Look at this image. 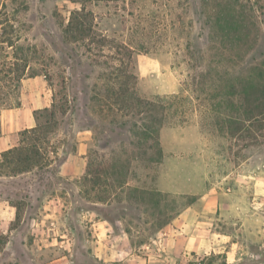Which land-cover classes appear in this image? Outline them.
<instances>
[{
  "label": "rangeland",
  "instance_id": "obj_1",
  "mask_svg": "<svg viewBox=\"0 0 264 264\" xmlns=\"http://www.w3.org/2000/svg\"><path fill=\"white\" fill-rule=\"evenodd\" d=\"M43 74L52 101L23 143L40 163L0 167V264H120L97 255L94 220L155 245L208 192L216 221L243 223L242 264H264V0H0V109ZM156 96L152 142L138 100Z\"/></svg>",
  "mask_w": 264,
  "mask_h": 264
},
{
  "label": "crops",
  "instance_id": "obj_2",
  "mask_svg": "<svg viewBox=\"0 0 264 264\" xmlns=\"http://www.w3.org/2000/svg\"><path fill=\"white\" fill-rule=\"evenodd\" d=\"M51 101L52 90L44 74L19 80L16 104L0 109V154L20 144V133L37 123L35 112L47 108ZM224 204L220 194H200L159 230L155 245L135 246L128 230L96 219L97 255L120 264H242L248 247L243 223L216 221ZM14 212L8 200L0 199V233Z\"/></svg>",
  "mask_w": 264,
  "mask_h": 264
},
{
  "label": "trees",
  "instance_id": "obj_3",
  "mask_svg": "<svg viewBox=\"0 0 264 264\" xmlns=\"http://www.w3.org/2000/svg\"><path fill=\"white\" fill-rule=\"evenodd\" d=\"M83 8L80 10H73L70 13L69 21L67 24L66 32L72 36L73 39H77V37H82L84 34L87 33V26L84 24V19L86 18V14L83 12ZM116 93L115 95H117ZM118 99V98H116ZM162 98L156 96L153 100H147L143 99L138 100L139 104H142L145 106V111L148 113L147 119L153 120L155 123H152V121H149V124H146V128L144 129V137L146 139H150L152 142H157L156 138L158 136V124H156V117H154L155 111L158 110H166L170 108V106L164 104L161 102ZM16 104V103H15ZM14 105V103H12ZM12 105H3L4 107H11ZM46 109V108H44ZM43 110V109H42ZM40 111V110H39ZM37 113V111L35 112ZM150 117H152L150 119ZM37 118V115H36ZM160 123V120H159ZM39 127L38 123L31 129L23 130L20 133V144L18 146L9 148L0 154V167H3L6 165V167H13L12 169L16 171H25L29 170L35 165H38L40 163L41 155L38 152V149L34 145H28L24 146V136L28 132H34Z\"/></svg>",
  "mask_w": 264,
  "mask_h": 264
}]
</instances>
